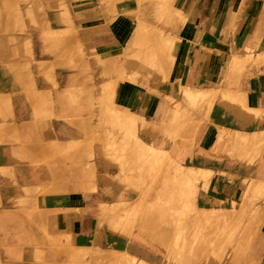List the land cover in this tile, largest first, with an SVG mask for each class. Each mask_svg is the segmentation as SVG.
Wrapping results in <instances>:
<instances>
[{"label": "crops", "instance_id": "obj_1", "mask_svg": "<svg viewBox=\"0 0 264 264\" xmlns=\"http://www.w3.org/2000/svg\"><path fill=\"white\" fill-rule=\"evenodd\" d=\"M176 5L185 20L173 34L165 80L152 82L141 99L135 86L120 82L113 101L146 120L138 139L180 161L183 151L167 147L160 133L175 118L178 104L185 106L180 97H199L206 90L234 93L241 108L227 112L229 103L213 108L199 128L193 159L196 168L213 172L210 194L233 200L245 180L264 179V169L217 160L212 151L221 129L260 131L249 110L264 113V63L254 62L264 57V0H177ZM118 11L112 19L83 14L77 37L85 55L82 68L54 52L43 35L73 27V10L66 25L49 12L39 31L32 32L26 54L13 56L0 35V264L64 261L47 237L67 236L78 249L127 250L126 240L98 224L102 205L133 201L131 191L112 178L122 168L100 146L96 120L109 82L102 78L105 65L122 61L137 25L126 15L132 10ZM72 38L65 42L68 53ZM85 165L93 180L81 174ZM255 253L264 264V231Z\"/></svg>", "mask_w": 264, "mask_h": 264}, {"label": "rangeland", "instance_id": "obj_2", "mask_svg": "<svg viewBox=\"0 0 264 264\" xmlns=\"http://www.w3.org/2000/svg\"><path fill=\"white\" fill-rule=\"evenodd\" d=\"M176 2L0 0V35L15 57L29 51L32 32L39 31V23L49 12L58 14L66 25L68 11L73 10V27L57 32L48 30L43 35L54 52L78 68L84 67L85 58L77 38L82 31L83 14H90L89 19H96L97 15L112 19L119 14L118 10L127 8L132 12L122 14L129 15L137 24L122 61L105 65L102 78L109 82L99 98L101 114L96 118L100 146L107 158L122 168L121 175L112 178L133 196L130 203L102 205L98 224L126 240L127 250L78 249L71 247L67 236L47 237L65 256L64 261L56 264H259L255 249L264 231V179L245 180L236 199L221 201L206 187L212 171L193 166L196 138L203 121L219 103H229L227 112L241 108L240 99L232 92L207 90L199 97L191 93L180 97L185 106L178 104L173 121L160 130L167 147L175 145L183 151L185 157L180 161L161 146L138 139L137 135L145 131L146 120L136 119L129 109L119 108L113 101L120 82L135 86L141 99L146 89L151 91L152 82L160 84L165 80L173 34L185 20ZM72 36L73 45H68L72 51L68 53L65 42ZM254 62L264 63V57ZM152 93L159 94L156 90ZM249 111L260 131L243 134L221 129L213 156L246 168L259 165L264 169V113ZM93 148L91 141L89 160L93 158ZM84 168L81 174L93 180L92 171L86 169L87 165Z\"/></svg>", "mask_w": 264, "mask_h": 264}, {"label": "bare ground", "instance_id": "obj_3", "mask_svg": "<svg viewBox=\"0 0 264 264\" xmlns=\"http://www.w3.org/2000/svg\"><path fill=\"white\" fill-rule=\"evenodd\" d=\"M200 156V155H199ZM210 178H209V181L207 182V183H209L210 184V181H211V178H212V175H213V172H210ZM255 179L256 178H254L253 180L255 181ZM215 180V179H214ZM209 184L208 185H206V187H209ZM213 186V185H212Z\"/></svg>", "mask_w": 264, "mask_h": 264}]
</instances>
